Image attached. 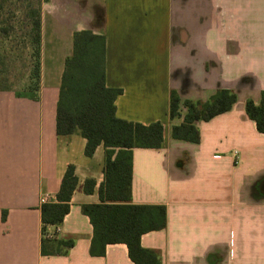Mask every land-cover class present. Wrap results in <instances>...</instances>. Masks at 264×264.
I'll use <instances>...</instances> for the list:
<instances>
[{
    "label": "crops",
    "instance_id": "0c3cea01",
    "mask_svg": "<svg viewBox=\"0 0 264 264\" xmlns=\"http://www.w3.org/2000/svg\"><path fill=\"white\" fill-rule=\"evenodd\" d=\"M83 30L105 37L106 85L123 90L117 117L164 128L160 149L133 150L130 204L166 208L165 227L144 234L141 246L161 264H264V134L246 113L264 92V0L43 3L37 98L0 91V264H134L126 244L90 253L82 206L101 203L104 146L86 157V139L56 130L65 61ZM218 90L235 93L231 110L197 121L198 143L173 138L184 103H205ZM173 91L181 116L171 119ZM71 165L70 211L44 230L41 199L56 202Z\"/></svg>",
    "mask_w": 264,
    "mask_h": 264
},
{
    "label": "trees",
    "instance_id": "16d2710c",
    "mask_svg": "<svg viewBox=\"0 0 264 264\" xmlns=\"http://www.w3.org/2000/svg\"><path fill=\"white\" fill-rule=\"evenodd\" d=\"M48 0H0V91L37 98L41 84V12ZM30 55L29 76L23 89L12 81L11 69ZM106 40L90 30L73 37V52L65 61L57 104L56 130L60 136L80 134L86 139V157H93L101 145L105 148V181L99 189L100 204L82 206L93 227L90 253L102 256L107 245L126 244L134 264H161L154 251L141 246L144 234L166 225V208L161 205L130 204L134 149H160L163 125H142L117 117L116 101L123 94L109 88L105 80ZM235 93L218 90L205 103H184L187 112L183 123L172 129L178 140L198 143L197 121H209L231 110ZM180 98L170 97V118L180 117ZM248 117L264 134V92L261 104L246 103ZM78 184L74 166L64 174L56 202L41 208L44 230L60 225L70 211V202ZM95 180L87 179L84 191L92 194Z\"/></svg>",
    "mask_w": 264,
    "mask_h": 264
},
{
    "label": "rangeland",
    "instance_id": "374dc122",
    "mask_svg": "<svg viewBox=\"0 0 264 264\" xmlns=\"http://www.w3.org/2000/svg\"><path fill=\"white\" fill-rule=\"evenodd\" d=\"M29 63L30 55L28 53H25L24 60L17 62L11 69V73L13 75L12 81L16 84L18 90L23 89L25 87V84L27 83V79L30 73Z\"/></svg>",
    "mask_w": 264,
    "mask_h": 264
},
{
    "label": "built area",
    "instance_id": "2783aa9c",
    "mask_svg": "<svg viewBox=\"0 0 264 264\" xmlns=\"http://www.w3.org/2000/svg\"><path fill=\"white\" fill-rule=\"evenodd\" d=\"M49 200H50L49 197H48L47 195H45L44 197H42L41 202H42L43 204H45V203H48ZM57 231H59L58 228H57Z\"/></svg>",
    "mask_w": 264,
    "mask_h": 264
}]
</instances>
